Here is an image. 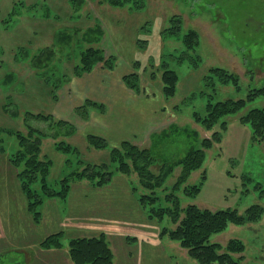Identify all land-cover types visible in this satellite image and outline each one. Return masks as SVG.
I'll list each match as a JSON object with an SVG mask.
<instances>
[{
  "label": "rangeland",
  "instance_id": "1",
  "mask_svg": "<svg viewBox=\"0 0 264 264\" xmlns=\"http://www.w3.org/2000/svg\"><path fill=\"white\" fill-rule=\"evenodd\" d=\"M80 2L74 8L70 0H0V129L23 135L33 127L37 129L33 136L44 133L38 158L50 163L47 190L37 173L27 185L36 197L29 198L20 177L23 164L16 161L18 139L0 131V264H77L71 241L82 237L104 239L111 252L107 264H202L172 237L189 204L198 209L235 208L240 213L253 204L261 206L256 220L229 222L206 243L219 244L216 253L223 254L229 240H239L244 250L230 253L233 259L264 264V142L253 140L250 126L240 121L249 107L264 108V96L223 117L227 122L223 130L221 120L207 128L192 116L193 110L204 113L209 99L215 103L244 99L250 89L264 85V0H130L118 6L107 0ZM98 26L102 38L92 45L102 48L105 56L113 55L119 72H138L141 90L135 93L151 84L161 96L143 94L150 97L132 100L128 108L127 102L121 106L125 109L121 118L131 119L133 105H164L171 127L159 129L158 124L144 140L136 135L123 139L119 127L127 125L121 122L106 138L91 119L80 126L70 122L75 131L64 135L70 131L68 125L60 131L49 121L25 115L52 114L51 84L60 74H71L81 52L90 46L82 33ZM65 32L68 42L60 38ZM190 32L195 36L187 48ZM45 47L55 50L54 69L45 67L49 83L30 65ZM181 56L186 59L177 62ZM165 65L178 76L175 94L169 98L160 93ZM214 68L235 77L236 83L211 76ZM117 116L112 112V119ZM215 131L220 140L205 150L200 166L177 189L173 186L181 165H174L158 187L148 189L136 171H116L117 163L111 160L112 146L123 139L151 147L160 162L177 161L189 148H200L201 140ZM86 134L104 138L107 146L95 147ZM57 142L69 150L56 148ZM158 164L150 166L154 173ZM94 165L107 168L101 174L112 172L107 182L99 183V176L105 175L82 176L86 166H91L90 174ZM34 200L38 203L30 209Z\"/></svg>",
  "mask_w": 264,
  "mask_h": 264
},
{
  "label": "trees",
  "instance_id": "2",
  "mask_svg": "<svg viewBox=\"0 0 264 264\" xmlns=\"http://www.w3.org/2000/svg\"><path fill=\"white\" fill-rule=\"evenodd\" d=\"M77 1V2H76ZM111 5H121L122 3L129 2L130 0H107ZM74 8L80 6V0H70ZM13 8V7H12ZM10 16L14 13L9 12ZM9 16V18H10ZM7 21L3 22L6 24ZM102 28L100 26L93 29H87L82 33L83 41L86 44H89L85 50L81 52L79 61L73 66V70L70 75L65 72L60 74V79L57 83L51 84L52 86V98L55 100L57 98V90L66 83L72 76H80L85 72L91 71L97 64H102L105 68L112 69L114 68V56L108 55L105 56L104 50L100 47H95L92 44H99L102 38ZM194 37V32L187 33L185 37V45L187 48L193 46L189 38ZM61 41H69V35L67 32L60 35ZM57 49V48H56ZM53 48H42V51L39 52L36 56L33 57L34 62L30 63L34 67L41 77H44L45 82H51L50 78L45 74V67L54 69V64H52V59L54 53ZM55 51V50H54ZM59 51V50H58ZM183 59H186V56L179 57L177 62H181ZM51 64V65H50ZM50 66V67H49ZM53 66V67H52ZM211 76H216L221 82L232 81L236 83V78L232 75H226L222 70L218 68L211 69ZM44 74V75H43ZM178 76L175 71L171 68H168L166 65L163 67V72L161 75V94L166 97H172L175 94V83L178 81ZM122 82L134 92H140V80L138 72L132 70L128 73H125L121 77ZM264 96V85L260 87L252 88L248 91L247 97L239 100H226L211 102V99L208 100L205 104V112L199 113L197 110H193L192 116L197 122H201L205 127L212 128L218 120H221L219 125L220 129L223 130L226 127L225 120H222L226 115L236 113L237 111L245 108L247 104L253 101L256 97ZM7 106H4L6 111ZM90 109H96L97 111L103 113L105 111L104 104L96 102L91 99H85L81 104L75 106L74 113L82 119H86L90 112ZM15 112V111H14ZM30 118H37L46 123L51 122V127L58 128L60 131H63V125H68L70 131L65 132L64 135L72 134L75 131V126L69 121L64 119L55 118L51 113H41V112H25ZM11 116H15L10 114ZM240 121L245 124H248L251 128V138L254 140L256 137L260 138L264 142V108L261 107H249L248 110L240 116ZM173 125V124H172ZM170 124L169 127L172 126ZM33 128V127H30ZM28 129L25 134H21L19 131L9 130V129H0V131H6L9 133H14L18 139L19 151L16 154L17 164H23V172H21V179L23 188L26 190L27 196L32 198L36 194L33 193L29 188H27L31 182L36 179V174H40L41 186L43 189L47 190L46 184V175L49 162H44L38 158L39 154V144L41 136L44 133L33 136L34 132L37 130ZM165 130L161 131V136L166 132ZM159 133V134H160ZM158 135V134H157ZM86 139L88 142L95 147H106L107 141L95 134H86ZM220 140L219 131L213 132L210 137H205L201 140L200 148H189L185 155L178 159L177 161H158L151 152V147L148 146H137L131 143L128 140H122L118 146L111 148V160L114 163H117L116 171H119L124 174H128L131 170L137 172L141 185L148 189H153L158 187L161 182L166 178V176L171 172L174 165H181V172L176 179V182L173 186L174 189H177L178 186L185 180L187 175L192 169H196L200 166L204 155L205 150L209 148L213 142H218ZM1 144V143H0ZM56 148H60L64 151L69 150V146L63 144V142L56 143ZM14 153L12 155H15ZM159 162L158 172L154 173L150 166H154V163ZM95 169L92 173L88 174L91 171V166H86L84 172H81L83 177H94L99 176V183H105L109 180L112 172H106L101 174L102 170L107 171V168L104 165H94ZM156 167V166H155ZM27 188V189H26ZM197 193V191H195ZM36 197V196H35ZM38 201H33L29 204L31 209L37 205ZM177 207V204L175 205ZM262 212L261 206L258 204H253L246 208L244 212L240 213L235 208H222L217 210L210 209H198L194 204H189L185 208V216L182 218L180 225L176 228L172 237L181 240V244L189 247V253L193 255L197 260L202 264H249L242 263L241 258L233 259L230 256V253L242 252L244 250V245L239 240H229L226 244V252L223 254H217L216 249L220 247L217 243H206L208 237L215 232H219L226 226L227 223L241 224L245 221L256 220L260 213ZM46 245V244H45ZM41 246H43L41 244ZM70 252L73 259L77 264H107L111 259V252L102 237H88V238H78L71 241Z\"/></svg>",
  "mask_w": 264,
  "mask_h": 264
},
{
  "label": "crops",
  "instance_id": "3",
  "mask_svg": "<svg viewBox=\"0 0 264 264\" xmlns=\"http://www.w3.org/2000/svg\"><path fill=\"white\" fill-rule=\"evenodd\" d=\"M123 74L125 73L119 72L117 66L108 69L102 64H97L89 72H85L80 76H72L57 90V98L53 100L55 106L52 115L56 118L68 120L76 126L84 125L94 119L91 124H94L96 126L95 129L99 130V134L106 138H108L110 132L117 129L121 122H125L127 125L119 127V131L122 130L124 132L123 139H129L136 135L144 140L150 132L152 133L156 130L152 129L156 125H160L159 129L169 126L171 120L169 112H166L167 108L164 105H133L132 112H129L131 119L124 121L121 118V115L125 114V109L123 110L121 106L123 107L127 102H129L126 106L128 108L132 100V102H137L139 99L149 98L150 96L161 98V96L157 95L156 87L151 86V84L143 86L144 92L135 93L122 82L121 77ZM143 94L150 96H144ZM85 99L104 104L105 111L101 113L96 109H90L88 119L79 118L74 113V108ZM112 112H116L118 115L117 119L111 118ZM123 139H120V141Z\"/></svg>",
  "mask_w": 264,
  "mask_h": 264
}]
</instances>
